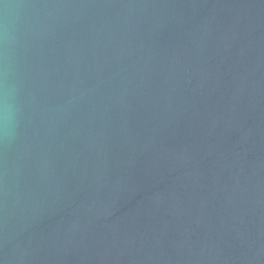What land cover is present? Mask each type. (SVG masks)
<instances>
[{"label":"water","instance_id":"95a60500","mask_svg":"<svg viewBox=\"0 0 264 264\" xmlns=\"http://www.w3.org/2000/svg\"><path fill=\"white\" fill-rule=\"evenodd\" d=\"M0 264H264V0H0Z\"/></svg>","mask_w":264,"mask_h":264},{"label":"clouds","instance_id":"9594fccd","mask_svg":"<svg viewBox=\"0 0 264 264\" xmlns=\"http://www.w3.org/2000/svg\"><path fill=\"white\" fill-rule=\"evenodd\" d=\"M10 121L9 104L6 96H0V125L7 126Z\"/></svg>","mask_w":264,"mask_h":264}]
</instances>
